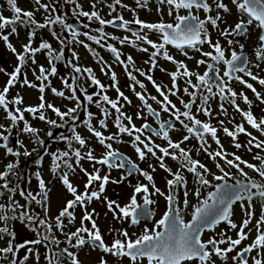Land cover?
Segmentation results:
<instances>
[{
	"label": "snow or ice",
	"instance_id": "obj_1",
	"mask_svg": "<svg viewBox=\"0 0 264 264\" xmlns=\"http://www.w3.org/2000/svg\"><path fill=\"white\" fill-rule=\"evenodd\" d=\"M6 2L13 15L5 17L3 14H0V40L16 55L18 63L11 73L6 72L5 69L0 67V72L8 76L5 86L0 91V109H3L6 114L5 118L10 121L7 127L4 124H0V141H2L0 148L5 150L6 155L13 157L21 155L28 157L36 151L35 149L32 151L27 150L21 141H17L16 143L19 144L20 148L24 149L22 153L10 146L12 128L17 126L20 121H23L21 131L25 134H31L35 137L34 143H38L41 147H44V141L39 138L38 130L25 120V112L54 127H63L71 121V136L62 135L60 137V140L67 144L68 150H57L48 153L45 147V154L51 157L50 171L54 175L58 174V179L67 193L72 196V199L67 200L64 207L55 216V225L53 226L51 223L52 218L49 216V189L41 173L39 171L34 173L39 189L34 194L32 191L22 188L19 183L13 185L9 177L16 176L19 179V176L15 172L18 162H9L4 170L0 171V181H2L0 183V197H6V202L0 203V242L6 241V246H0V259L6 261V264H26L30 256H35L37 261H39L40 253L36 246L40 245L45 248L44 259L47 264H65V258L67 264H81L78 253L70 250L68 246L59 248L61 240L55 234L59 232L65 236V243L71 249L83 250L88 246L92 251L99 250L102 255L99 258L98 264H109L108 256L115 258L118 264H123L125 258L129 260V264H141L144 259L147 260V264H190L193 261H198L199 264H215V261L212 260L213 255L221 260H227L228 254L236 251L243 241L248 240L253 230L249 228V225L252 223L255 215L253 209L254 198L264 200V182L257 183L244 171V168L251 169L264 180V155L260 154L264 152V140H260L257 136L248 132L243 122L235 124L233 119H229V123H233V129L230 130L224 126V120L219 121L224 134L233 141V147L236 149L243 147L249 153L252 152L253 148L259 150L253 157L254 160L259 162L258 164L245 161L241 156L227 152L217 136L218 128L213 126L210 121H201L197 118V114L202 113L204 116L211 118L213 111L209 102L218 97L221 101L219 104L220 114L228 116V109L225 107V103H227L243 117V121L247 125L258 131L261 135H264V117L257 119L251 111L252 101L249 97L244 91L237 93L232 87L233 82H238L243 87L251 90L255 99L260 104H264V95L257 91L253 83L248 82V79H250L264 86V78L253 71V68H255L264 72V68L261 66L264 64V0H230L231 5L240 14L234 26L229 25L225 16L222 15V13L229 14L232 11L229 5L225 3V0H158L159 6L157 7V12H162L160 6L167 5V14L170 17L174 16V23H165L162 20L158 23H149L139 19L138 16H134L132 20H127L122 14H117L111 19H105L95 10V3L91 5L92 11H84L77 0H64V3L75 6L73 9L74 16L86 17L90 22L95 20L102 26L95 30L98 33L97 35H92L88 32L82 33V35L96 45L106 48L107 51L113 54L114 61L124 68L126 76L132 82L129 88L141 102L136 118L144 122L139 127L135 125L133 118L122 110L124 105L120 103L121 100L128 105H131L132 101L120 90L117 74L113 70L112 65L104 61L89 44L78 39L81 33L72 24L67 23L64 16L56 14V4L59 3V0H53L51 4L42 3V0H34V4L37 6L36 11L42 9L47 13L42 23L35 20L34 11L21 9L17 5V0H6ZM135 2L139 8H147L149 5V0H135ZM117 6L135 12L128 5L122 4L121 0H113V3L107 5L110 9V15L112 12L117 11ZM181 10H185L187 14L181 15ZM200 11L205 14L203 19L199 15L194 14ZM214 11L215 15H212ZM245 16L247 17L246 20L243 18ZM221 24L225 25L222 29L220 28ZM17 25L30 27L28 43L22 45V52H17L13 44L9 42V37L18 32ZM54 25H59L62 32L67 31L70 39L62 37L52 30ZM131 25L138 27L133 28ZM208 25L218 30L219 35L226 39V43L230 49V57L226 56V49L221 45L219 40L216 42L212 41ZM103 26L119 27L121 30L130 32L131 37L134 39L127 35L123 38L110 36L104 31ZM249 26H254L259 30L258 46L254 51L256 63L250 62L248 55L245 54V45L243 43L229 38L235 36H243L245 39L250 38ZM85 27H88V25H85ZM6 28H10V32L3 34V30ZM45 28L49 29L52 36L61 44L59 52L53 49L47 41H41L38 47L32 46L36 30ZM148 32L159 34L160 42L150 39ZM109 39L118 40L120 45L129 44L136 47L138 46L137 42H141L150 46L153 51L149 54V59L145 61L146 64L150 65L148 70L136 68L135 61L131 55L127 56L126 60L122 59V53L118 48L111 43H106ZM73 42L82 44L90 52L101 65V72L104 75L108 76L110 74V79L113 82L110 87L114 88L117 92V99L113 100L107 95L106 86L95 76L92 68H82L78 64L73 63L79 57L75 51H72V60L68 61V64L74 74L61 77L62 85L70 94H66L65 91L54 87L51 88V92L57 97L75 101V106L67 108L66 111H61L52 103L46 104L44 93L49 84L45 82L49 81V77L57 75L58 69L55 62L64 59V49ZM205 44L208 45L209 51H202L201 46ZM168 45H172L180 50L186 57L188 53L185 51V48H191L199 52L202 57L207 59L197 60V67L206 65V70L203 74L190 71L183 61H176L169 54ZM235 45H238L239 52L236 50ZM44 50H47L45 55L50 67L45 68L43 65H40L38 74L35 69L33 70L36 80L39 81V84H34L27 79V75L23 72V69L29 61L32 64H36V54ZM139 50L148 53L149 47H139ZM158 58H163L165 61L172 62L176 66V71L167 73L172 80V86L167 91L150 74L157 67ZM188 58L191 59V57ZM209 60L211 62H208ZM221 63L225 66L222 75L218 67ZM161 70L166 71L165 69ZM134 71L140 76L145 77L153 85L160 99L156 95L147 93L146 85L137 79V76L133 74ZM22 75L23 79L21 80ZM193 77L195 78V82H193ZM245 77L248 79H245ZM85 79L90 81V86L95 87L98 91L89 94L87 87L83 84ZM178 79H184L186 86L183 88V93L189 97L187 101L179 97L181 89L177 84ZM17 83L21 87L27 86L38 89L41 94L38 106L19 107L23 103V97L19 94L11 99L8 98L10 89L15 87ZM137 86L143 91H136ZM78 91L86 103L82 104L80 96L77 95ZM170 96L179 98V103L183 110L173 103ZM94 97L98 99L94 100ZM237 99L247 105L248 110L242 109L239 103H237ZM149 100L159 105L160 110L157 111L149 103ZM93 103L100 110L98 124L101 129H107L108 127L107 120L112 115L109 107L115 111L117 114L114 120V126L117 129L116 133L104 135L102 131L97 130L92 125L91 121L94 118V114L88 111V106ZM194 106L196 110L195 114L193 113ZM45 107L55 113L63 123L57 124L55 120H48L43 112ZM81 109H83L87 116V119L83 123L88 132L106 150L99 159L91 149L86 153H82L80 150L85 148L87 143L77 132V121L80 118L76 114ZM162 112L167 113L170 119L161 121ZM147 117H152L156 124H158V128L148 123ZM124 121H127V123H124ZM176 123L181 126L186 134L182 135L179 141L174 142L170 137V131H179L176 128ZM240 134L248 137V140L243 145L237 142ZM48 135H52L51 131H49ZM123 135L131 138V146L141 162L145 161L150 154L157 161L158 167L172 177L171 179H165L167 193L156 186L154 177L151 174L156 171L157 165L148 164V169L151 172L141 169L137 163L123 156V154L113 148L112 142H123L120 139ZM209 136L217 145V150L215 151L209 150L210 145L207 139ZM153 137H159L166 141L167 146L157 144ZM193 138L197 141V150L203 151L210 160L215 161V167L221 175L211 173L204 163L192 157L189 149L182 147V144ZM73 142L77 143L79 148H73ZM229 156L232 158L229 159ZM73 157L75 158L74 163L72 162ZM166 158L179 164L175 172L165 163ZM43 159L44 156H38L35 161L37 167L42 164ZM85 159L93 162L94 171L89 172L82 166L81 161ZM221 161L223 165L236 169L246 182L238 181L235 185H229L227 178L230 177L231 173L225 170ZM96 164L106 166L110 170L126 169L127 175H122L119 180H110V173L101 176V169L95 168ZM77 168L86 177L83 192H79L78 188L71 182L70 177L76 173ZM182 170L191 173L194 177V182L199 185L194 192L197 198L201 196V188L210 186V181L207 178L208 175H211L216 181H223V183L215 185V191L208 192L206 198L199 200V203L193 206L191 220L188 222H185L183 218L178 199L179 190L182 189L183 206L184 208L188 207L189 192L187 191V180L182 174ZM134 174L143 177L148 183H136L133 186V192L128 203L121 206L117 201L110 200L106 196L104 197V202L108 211L112 213L113 219L118 222L128 221L131 225H137L141 222L142 218H150L154 213L150 211L149 206L156 203L151 197L156 195L164 198L167 210L155 222L151 230L145 227L143 233L137 236L135 240L130 238L129 232L126 229H109L110 233H116V237H114L110 245L106 244L94 219L96 215L95 209L88 211V205L94 200L99 201L101 199L107 184L110 182L114 184L121 183ZM17 194L25 200L24 204H20L15 198ZM141 194L142 204L138 203L137 199ZM241 201H247V206L241 204L245 218L239 225L236 238H232L226 232H221L218 234L219 238L213 236L207 241H203L201 239L202 234L205 231H215V228L221 223H226L230 230L238 228V225L233 222L231 217L233 215V206ZM33 203L41 207L42 214L36 212L31 207ZM77 207L83 212L80 226L76 227L75 231H65L67 226L74 224ZM12 221L24 226L27 231L35 234L36 238H25L18 241V233L10 223ZM85 222H88L91 227H88ZM160 229L163 230L161 231ZM245 229H248V232H245ZM255 232L256 235L252 242L236 251V255L232 257L233 264H249V256L254 251L256 255L251 256V264H264V205L261 206V215L256 220ZM225 244L227 247L222 248L221 245ZM52 245H55L59 251L50 252L49 250ZM21 250H24L22 256L20 255Z\"/></svg>",
	"mask_w": 264,
	"mask_h": 264
},
{
	"label": "flooded vegetation",
	"instance_id": "obj_2",
	"mask_svg": "<svg viewBox=\"0 0 264 264\" xmlns=\"http://www.w3.org/2000/svg\"><path fill=\"white\" fill-rule=\"evenodd\" d=\"M121 2L124 5H128L129 8L134 9L135 12L128 11V10H126V9L120 7V6H117V11L116 12H113L111 15H108L107 17H103V18L111 19L114 16H116L117 14H122L124 16V18L127 19V20H132L134 18V16H138L139 19H141V20H143L145 22H149V23H158V22H161V20L163 22H165V23H174L175 22L174 21V16L170 17L167 14V12H168V6L167 5L160 6L162 8V12H157V7L159 6L158 5V0H149V5H148L147 8H139V7H137L135 0H121ZM93 3L96 4L95 10L98 11L100 13V15L102 16V14H101L102 10L110 11V9L107 7V5L110 4V3H113V0H110V2H102V0H91V2L86 5L85 11H92L93 9H92L91 5ZM225 3H227L229 5V7L232 9V11L229 14H223L222 13V15L225 16V18L227 19L229 25H233L234 26V24L237 22V18H238V16L240 14L237 12L235 7L233 5H231L230 0H225ZM5 4H7L6 0H0V14H2V11L4 10V7H5L4 5ZM180 14L181 15H186L187 12L185 10H181ZM194 14L199 15L202 19L204 18V15H205L202 11L196 12ZM12 15L13 14H10L8 16L6 14L4 16L5 17H11ZM212 15H215V11L212 13ZM243 18L245 20L247 19L246 16L243 17ZM117 23H119V22H117ZM82 24H83V26H82V29H81V32H80L81 35L85 31V24L88 25L89 31H93L96 34H98V33L95 30L100 28V27H102L95 20L90 22L88 19H86V23L82 22ZM18 27H22V26L21 25H17V28ZM103 27H104V31L106 33H108L110 36L123 38L124 36L127 35L130 38L134 39L133 37H131V33L130 32L121 30L119 27H115V26H103ZM131 27L137 28L138 26L131 25ZM223 27H225V25L221 24L220 28L222 29ZM208 29H209L212 41L216 42L217 40H219L221 45L226 49V56L230 57V49L228 48V45L226 43V39L224 37H221L219 35V31L216 30V29H213L211 27V25H208ZM3 31H9L10 32V28H6ZM145 32H147V30H145ZM249 32H250V38H248V39H245L243 36H235V37H229V38L234 39V40H239L240 43H243L245 45V48H244L245 54L248 55L250 62L251 63H256L255 56H254V51H255V48L258 46L259 30L256 29L254 26H249ZM148 36L153 41L160 42L159 34L148 32ZM112 41L115 42L114 46L117 47L118 50L122 53V56H121L122 59L126 60L127 56L131 55L133 57L134 61H135V67L136 68H139V69H142V70H145V71L148 70L150 65L146 64L145 61H147L149 59V54L151 53V51H153L150 48V46L142 44L141 42H137L138 46L134 47V46H131L129 44L120 45L118 40H113L112 39ZM27 43H28V36H27L26 43L23 42L21 44V50L19 52H22V50H23L22 49V45L27 44ZM32 44H33V42H32ZM139 47H149V52L148 53L142 52V51L139 50ZM235 47H236V50L239 52L238 45H235ZM201 48H202V51H209L210 50L207 44L201 46ZM103 49H104L103 50L104 53H106V54L109 53L110 54V57L108 59L103 58V60L107 61L109 64H111L112 68H113V70L115 72L120 70L123 74H125L124 68L114 61L113 54L110 53L109 51H107L106 48H103ZM167 49H168L170 55L171 54L177 55V58L175 60L176 61H183L187 65V68L190 71L197 72L199 74H203V72L206 70V65H201V66L197 67L196 61L199 60V59H207V58L202 57L200 55V53L195 51L194 49L185 48V51H187V53H188L187 57L185 55H183L180 50L176 49L172 45H168ZM96 52L98 54H101L99 51H96ZM0 53H1V55H0V63H1V62L4 61V55L2 54L1 50H0ZM178 56H179V58H178ZM188 57H191V59H189ZM63 61H64V64H65L66 68L68 69V71H70L71 68H70V66L68 64V54L67 53H64ZM168 62L169 61H165L163 58H158L157 67L150 74L152 75L153 73H155L157 75V78H158L161 74L167 73L168 69L166 67V64ZM208 62H211V61L209 60ZM96 65L97 66L95 68L90 66V65H85V67H90L92 69H97L98 68L99 71H101V65L97 62V60H96ZM261 66H262V68H264V64H262ZM218 67L220 68V74L222 75L223 71L225 70V66L221 63L220 65H218ZM13 69L10 70L8 73H11L13 71ZM161 69H165L166 71H162ZM253 71L257 75H260L262 78H264V72L259 71V70L255 69V68H253ZM133 74L137 75L138 73L134 71ZM125 76H126V74H125ZM126 78L129 81L127 76H126ZM98 79L100 80V78H98ZM192 79H193V82H195V78L193 77ZM245 79H248V78L245 77ZM7 80H8V76L5 79L4 84L0 85V91H2V89L5 86ZM139 80H141L146 85V88L148 87V85H152L149 81H147V79H145V77L140 76ZM248 82L249 83H253L254 87L257 88V91L261 92V94L264 95V86H261L257 82L251 81L250 79H248ZM112 83L113 82L111 81L110 77H108L107 86L110 89L112 88V87H110V85ZM118 83H120L119 80H118ZM131 83L132 82L129 81V85ZM102 84H104V83L102 82ZM159 84L162 86V88L167 85L166 82H164V81H163V84H162V80L160 81ZM177 84H178V87L181 89V91L179 93V97H182L185 101H187L189 99V97L184 95V93H183V88L186 86L185 82H184V79H178L177 80ZM129 85H128V89L130 90ZM51 87L52 88L53 87L56 88L55 86H51ZM232 87L234 88L235 91H237V93H239L240 91H244L245 94L249 97V99L252 101L251 111L253 112L254 116L257 119H259L261 117H264V104H260L255 99V96L251 92V90H248L247 88L243 87L238 82H233ZM56 89L63 90V91L66 92V88H64V86H63V88H56ZM13 90H17V88L13 87ZM10 91H11V89H10ZM10 91H9V93H10ZM136 91H143V90L140 89L139 86H137L136 87ZM214 91H215V89H214ZM130 92H131V97H129V96L128 97H129L130 100H132V106L134 108L139 109V106H140L141 102L136 98L135 94L131 90H130ZM66 94H70V93L66 92ZM77 95L80 96L82 104L86 103L85 101H83V96L81 95V93L79 91L77 92ZM13 97H14L13 95L10 96L8 94V98L9 99H11ZM59 98H61V97H59ZM61 99L63 100V104L57 105V106L54 105L55 107L59 108L61 111H66L67 108L74 107V104L76 103L75 101H72V100H69V99H64V98H61ZM158 99H160L159 96H158ZM113 100H115V99H113ZM237 101H239L241 103L240 107L242 109L248 110V106L245 105L241 100L237 99ZM71 102H73V104H71ZM198 102H199V100H198ZM149 103H151L153 105V107L157 111L160 110V106L157 105L155 102L149 100ZM173 103H175L177 105V107H180L181 110H183L182 106L179 103V98L178 97H176V102H173ZM209 103H210L211 109L213 111V116L211 118L222 117L224 119V121H225V126L228 127L230 130L233 129V123H229V119H233L235 124H239V123L243 122L244 126H245V128H246V130L248 132L252 133V135H254V136H257L258 139L264 140V135H261L258 131H256L255 129H252L249 125H247V123L243 121V117L239 113H237L229 104L225 103V107L228 109V116H224V115L220 114L219 104L221 103V101L219 100L218 97L210 100ZM121 104H123L124 106L126 105V103L124 101L121 102ZM36 105H38V104L37 103L25 104V105L21 104L19 107H21V108L28 107V106H33L34 107ZM61 106H63L64 108H61ZM81 111H82V114L81 113L77 114L79 116V118H80L79 121H77V124L80 127H84L85 125H84L83 121L86 120L87 117L85 116V114H84L85 112L83 111V109H81ZM195 112H196V110H195V106H194L193 107V113L195 114ZM111 113H112V115L108 118L107 121L112 120L114 122L115 116L117 114L115 113V111H111ZM125 113L128 116H131V117L134 116L133 114H130L128 112H125ZM235 114L239 115V116L235 117ZM24 115H25V120H27V122L32 127H35L38 130V136H39L40 139H42L44 141V147H41L38 143H34L35 137H33L31 134L23 133L21 131V129L23 128V121L18 122L17 126L12 128V135L10 137V146H12L14 150H18V151H20L22 153L24 151V149L20 148L19 144L16 143L17 141H21L27 150L32 151L33 149H35L36 151H34L33 154L31 156H28V157H25L23 155H21L19 157H13L11 155H6L5 150L0 148V171H3L5 166L9 162H18V167L15 169V172L19 176V179H17L16 176H11V177H9V179L12 181L13 185L16 184V183H19L22 188H26L28 191H32L34 194L39 191L38 185H37V181H36L35 176H34V173L36 171H39L41 173V175H42L43 179L45 180V182L47 184V187L49 189V197H50V211H49V214H51L52 221H53L52 224L54 226L55 225L54 218H55L56 215H58L59 211L64 207V205H65L67 200L63 199L62 204L59 207H56V200L54 199L55 195L58 194V193L59 194L63 193L62 194V196H63L64 192L62 191V184H61L60 180L58 179V174L54 175L50 171L51 157H50V155H47V157H45L46 156L45 147L47 148L48 153L55 152L57 150H61V151L68 150L67 144L65 142H63L62 140H60V137L62 135L70 137L71 121H69L68 124H66L65 126L62 127L63 131L57 133L54 137H49L48 130L51 127H54V126L50 125L49 123H47L45 121H41L38 118H34L33 115L30 114V113L25 112ZM145 115H146V113H145ZM37 116H38V114H37ZM5 117H6L5 112L3 111V109H0V124H4L7 127L10 124V121L8 122ZM135 117H136V114H135ZM99 118H100V110H99ZM197 118L200 119L201 121H210V123L212 124V122L210 120L211 118L204 116L202 113L197 114ZM236 118H238V119H236ZM47 119L48 120H55L57 124H62L63 123L59 119V117H57L55 115V113L53 114L52 118H47ZM169 119H170V117H169V115L167 113H163V112L161 113V121H167ZM36 121H38V123H35ZM139 121H140V124L137 127L141 126V124L144 122L141 119H139ZM147 122L152 124L153 127H157L158 128V124H156L155 120L152 117H147ZM177 125L179 126V130L182 131L183 133H185L184 130L181 128V126L178 123H176V126ZM171 132L172 131H170V133ZM5 134H7V133H5ZM157 138H159V137H157ZM238 138H239L240 143L242 145L245 144L246 141L248 140V137L245 136L244 134H240L238 136ZM207 139H208V144H209L210 141H211V137L209 136V137H207ZM188 142L189 143L186 145L185 148L189 149L191 153L196 152V150H197V147H196L197 141H196V139L193 138L192 141H188ZM0 143H2V141H0ZM55 143H58L60 145H57L56 147H51L50 146L51 144H55ZM73 148H79V145L77 143L73 142ZM113 148L118 150L121 153H124L123 156H125L127 158H130L133 162L137 163L141 169H144L145 165L148 163V160H147L148 158L145 161L141 162L138 159V157H137L135 152L130 154L129 152L123 150L122 148H119V147H113ZM80 150L83 153V149H80ZM105 151L106 150L101 146L98 159L101 158V156L104 154ZM258 151L259 150L253 148L252 152L249 153L243 147L241 149H236L235 148L234 150H228L229 153H235L236 155L241 156L242 159H244L245 161H248V162H251V163H254V164H258L259 163L258 161L254 160V158H253L254 155ZM260 154L264 155V152H262ZM40 155L44 156V159L42 161V164L39 167H37V165L35 164V161L37 160L38 156H40ZM73 158H72V162H73ZM228 158L231 159L232 157L229 156ZM209 161L211 163V173H215L216 175H221L220 172L216 173L214 170H212V169L215 168V161H212L210 159H209ZM221 164H222V166L225 167L226 171H229L231 173L230 177L227 178V182H229L231 184H236L238 181L246 182V181H244V177L240 176L239 173L236 171V169L229 168L227 165H223L222 161H221ZM99 168L101 169V172H100L101 176L110 173V180H115L113 178V173L115 171H117V172L120 171L121 175H125V176L127 175L126 169H111L110 170L106 166H103V165H99ZM244 171L247 172L249 177L251 179L255 180L257 183L264 182V180H262V178L259 177V175L257 173H255V172H253L251 169L244 168ZM136 176H138V174H134V175L129 176V177L135 178ZM156 176H159V174H157ZM210 179H211L210 186L205 187V190H204L206 195H205V197L200 198V200L206 198L208 192L212 191L215 188V185H217L220 182H223V181L214 180L212 178V176H210ZM0 183H2V181H0ZM57 184L61 187L60 189H57ZM196 185H197V187H199L198 184H196ZM118 187H119V183L114 184V183L110 182L109 184H107L106 185V190H105V192L102 195L100 200L104 201V197L105 196L108 199H110V200H115L117 198V193H118L117 192V188ZM157 187H159V186H157ZM97 188H98V184H97ZM159 188L161 189V187H159ZM162 191H164V190H162ZM165 193H167V190L165 191ZM15 198L20 202V204H24L25 203V200L22 197H20L18 194L16 195ZM151 198L156 201L155 204L149 206L150 211H152L154 213V215H152L148 219H143L142 218L141 222L139 223V224H143L145 227H147L150 230L154 227L155 222L157 220H159L163 216L164 212L167 210V204H166V201L163 198L164 210L159 214L158 211H157L158 204H159V196L156 195V196H153ZM137 199H138V203H141V204L143 203L142 194L140 196H138ZM5 202H6V197H0V203H5ZM198 203H199V200L195 204L190 206V208L187 211V216H184V211L187 210V209L184 208V206L181 205L180 202H179V206L181 208V212H182V215H183V218H184L185 222H188V221L191 220V214L193 212V206L197 205ZM241 204H244L245 206H247V201L237 202L233 206V215H232L231 219L235 223L238 222L237 221L238 218H245V214H244V212L241 209ZM256 204H258V206L260 207V210H257V207H255ZM262 205H264V200H261L259 198H254V200H253V209H254V213H255L254 217H260V215H261V206ZM31 207L34 208L36 212L42 214V210H41L40 206H38L35 203H33ZM10 223L15 228V230L17 231L18 237H19V241H21V240H23L25 238H28V239H35L36 238L35 234L27 231L24 228V226L20 225L18 222L12 221ZM160 230L162 231L163 229H160ZM233 231L234 230H230L229 229V227H228V225L226 223H221L220 225H218L215 228V231H205L202 234L201 239L203 241H207L209 238H211L213 236H217V238H219L218 234L221 233V232H226L227 235H230V236H232V238L235 239L236 236H233ZM110 235H111L110 239L108 240L109 242L107 241V239L105 237H103L105 243L109 244V245L113 241L114 237H116V233H111ZM255 235H256V232L255 233L254 232L251 233L250 234L251 238L249 240L243 241L241 243V245H239L237 247L236 251H239L240 249H242L246 245L250 244L252 242V240L255 238ZM135 239L136 238H134L133 240H135ZM65 246H68L70 248V250H73L65 242H61V244L59 245V248H63ZM36 247L38 248L39 253H40L39 261H37L35 256H30L29 260L26 262V264H47L46 260L44 259L45 255L41 254V249L45 250V248L43 246H40V245H38ZM86 247H88V246H86ZM221 247L225 248V247H227V245L226 244L225 245H221ZM88 248L91 249L90 247H88ZM49 251L50 252L59 251V249L55 245H52ZM95 252H98L100 255H102V253L99 250H96ZM23 254H24V250L21 251L20 255L22 256ZM255 255H256L255 251L250 254V256H249V264H251V256H255ZM216 259L221 260L220 258H218L215 255H213L212 256V260L215 261V264H219V262H217ZM222 261H226V260H222ZM0 264H6V261H4L3 259H0ZM65 264H67L66 258H65ZM109 264H118V262H117V260L115 258H113L109 262ZM123 264H129V260L127 258H125L123 260ZM141 264H147V260L144 259L141 262ZM190 264H199V262L198 261H193V262H190Z\"/></svg>",
	"mask_w": 264,
	"mask_h": 264
},
{
	"label": "rangeland",
	"instance_id": "obj_3",
	"mask_svg": "<svg viewBox=\"0 0 264 264\" xmlns=\"http://www.w3.org/2000/svg\"><path fill=\"white\" fill-rule=\"evenodd\" d=\"M77 2L82 6V10L85 11L86 5L88 3H90L91 0H77ZM102 2H110V0H102ZM42 3L51 4V3H53V0H42ZM17 5L23 10L34 11V13H35L34 18L38 22L42 23L44 21L45 16L47 15V13H45L42 9L40 11H36L37 6L34 4V0H17ZM4 6L5 7H4V10L2 11V14H4V15L7 14L8 16L10 14H13L7 4H5ZM74 7L75 6L72 4L64 3V0H59V3L56 4V8H57L56 14L64 16L65 19L67 20V18L70 15H73ZM109 13H110V11H107V10L101 11L102 17H107L108 15H110ZM74 17L76 19L80 20L81 22L86 23V19H87L86 17H77V16H74ZM17 29H18L17 34L11 35L9 37V42L12 43L13 46L16 48L17 52H19L21 50V44L23 42L26 43L28 32L30 31V27L29 26H22V27H18ZM52 30L56 31L58 35H60L62 37H68L70 39L69 33L67 31L62 32L59 25H54ZM8 32L9 31H3V34H8ZM85 32H88L92 35H97L93 31H89V27L88 28L85 27L84 33ZM78 39L84 41V43H86V44H89L91 46V48L94 49L95 51H99L101 53V54H99L100 57L106 58V59H108L110 57L109 53L106 54L103 52L104 49L102 47L96 45L92 41L87 40V38L84 35H80L78 37ZM41 41H47L48 43H50L52 48L55 49L57 52H59V50L61 48V44L52 36L51 31L47 28L36 30V35L32 40V42H33L32 46L38 47L39 44L41 43ZM106 43H111L113 45L115 44V42H113L112 39L107 40ZM0 50L2 51V54L4 55V61L0 63V67L5 69L6 72H9L10 70H12L15 67V65L18 62L16 59V55H14L6 47L5 43L2 40H0ZM46 51L47 50H44V51L36 54V56H35L36 64H32L31 61H29L28 64L23 69V72L26 73V75H27V79L34 84H39V81L36 80L35 75L33 74V70L35 69L36 73L38 74L40 65H43L45 68L50 67L48 64V61H47V57L45 55ZM72 51H75L79 57V59L76 61H73V63L78 64L82 68H84L85 65H90L94 68L97 66L96 60L94 59V57L90 54V52L87 49H85L83 47L82 44L73 42L70 46H68L64 49V53L68 54V61L72 60V55H71ZM0 55H1V53H0ZM171 55L174 57V59L177 58V55H173V54H171ZM178 58H179V56H178ZM55 63H56V67L58 69V73L56 76L49 77L50 80L45 82L46 84H49V87H47L45 90L44 98H45L46 104L52 103L53 105L57 106V105L63 104V100L51 93V88H52L51 86H55L56 88H63V85L61 83V77H67L69 75H73V73L71 70L68 71L63 60L62 61H56ZM166 67L168 69L167 73L176 71V66L173 65L172 62H168L166 64ZM93 72H94L95 76L97 78H100V81H102L105 84L106 89H107V95L112 99H117V92L115 91V89L114 88L110 89L107 86V79H108V77H110V74L108 76H106L101 71H99L98 68L93 69ZM167 73L161 74L158 78H157V75L155 73L152 74L153 79L158 84L160 83L161 80H162V84H163V81L166 82L167 85L163 87L165 91H167V89L171 88V86H172V80ZM116 74H117V80L120 81V83H118L120 90L122 92H124L125 95L131 97V92L128 89V85H129L130 80L128 81L125 74H123L120 70L116 71ZM136 76L138 79L140 78L139 74H137ZM6 78H7V75H5L3 72H0V85L4 84ZM22 79H23V75L21 76V80ZM83 84L85 87H87L89 94H92L93 92L98 91V89H96L95 87L90 86V81H87V79H85L83 81ZM15 87L17 88V90H13V88H11V91L9 93L10 96L13 95L15 97L17 94H19L20 96L23 97V103L22 104L25 105V104L37 103L39 105V103H40L39 97L41 94L38 91V89L29 88L27 86L21 87V85L19 83H17L15 85ZM147 88H148L147 92L149 94L156 95L158 97V93H156L153 85H148ZM66 92H68L67 89H66ZM96 99H97V97H94V100H96ZM170 99L173 102H176V96H170ZM121 102H123V100H121L120 103ZM237 103H239V105L241 106V103L239 101H237ZM71 104H73V102H71ZM38 105H36V106H38ZM74 106H75V104H74ZM106 107H109V106H106ZM61 108H64V107L61 106ZM109 110L114 111V110H111L110 107H109ZM123 110L125 112H128V113L134 115L132 118H133V122L135 123L136 126H138L140 124L139 119H137L135 117V114H137L138 109L134 108L132 106V103H131V105L126 104L123 107ZM88 111H90L94 114V118L92 119L91 123L94 127L97 128V130L102 131L104 135H110V134L117 132V129L114 126V122L112 120L107 121V125H108L107 129L99 128V124H98L99 109L95 106L94 103L92 105L88 106ZM43 112H44V115L46 116V118H52L53 117L54 113L50 109H48L47 107H45V109H43ZM78 113L82 114V111L80 110V111H78ZM84 114L86 116V113H84ZM238 116L239 115L235 114V117H238ZM236 119H238V118H236ZM210 120H211L212 124L218 128L217 136L220 139L224 149H226L227 152H228V150H234L235 147H233V141L231 140L230 137H228L224 134L223 128L219 124V121L224 120V119L222 117H217V118H211ZM35 123H38V121H36ZM124 123H127V121H124ZM176 128L179 129V126L177 125ZM77 132L87 142L85 148H83V153H86L89 149H91V150H93L94 155L98 158L101 146L98 144L95 137L92 136L91 133L88 132L86 126L80 127L78 125ZM184 134H186V133H183L180 130L179 131H172L170 133V137L174 142H176V141H179L182 138V135H184ZM70 136H71V133H70ZM120 139L123 142H121V143L112 142L113 147L122 148L123 150L129 152L130 154L135 152V150L131 146V142H130L131 138L130 137H128L127 135H123ZM153 139L155 140V142L157 144H160L161 146H167V142L162 140L161 138L153 137ZM189 141H192V139ZM237 141L240 143L239 138L237 139ZM188 143H189L188 141L185 142L184 144H182V147H186V145ZM57 145H60V144L55 143V144H51L50 146L56 147ZM209 145H210V148H209L210 151L217 150V145L215 144L214 141H212V139H211ZM196 147L198 149V144L196 145ZM158 155H159V153H158ZM191 155L194 159H197V160L201 161L202 163H204L210 169V172H211V163L209 161V157L203 151L196 150V152L191 153ZM45 157H47V155ZM74 160H75V158H73V162H74ZM147 160H148V163L145 165L144 169L151 172V170L148 169V164L152 163L153 165H157V161L154 158H152L151 155L148 156ZM165 163L173 170V172H175L177 170V168L179 167V164L177 162L172 161L169 158H166ZM81 164L89 172L94 171L93 162H89L85 159V160L81 161ZM95 168H99V164H96ZM212 170H214L216 173L219 172V170L216 167ZM151 174L154 177V181H155L156 186H159V187H161L162 190L166 191L167 189H166L165 179L166 178L171 179L172 177L169 176L162 169H160L158 167V165L156 167V171L151 173ZM157 174H159V176H156ZM182 174L185 176V178L187 180V191L189 192V196H188L189 204H188V207L186 208L187 210L184 211V216H187V211L190 208V206L195 204L198 200H200V198L205 197L206 194L204 191L205 188H201V196L199 198H197L194 195V192H195V189L197 188V185L194 182L193 175L191 173L184 171V170H182ZM121 176L122 175H121L120 171L119 172L115 171L113 173V178L115 180H119ZM210 176L211 175H208L207 178L211 182ZM70 178H71V182L74 184V186H76L78 188V191L83 192L84 191V184L86 182V177H84L82 172H79V168H77L76 173L72 174ZM138 182L148 183L146 180L143 179V177H140L139 175L136 176L135 178L129 177L128 179L119 183V187L117 188V192H118L117 198L115 200L121 206H124L126 203H128V201L132 195V192H133V185H135ZM60 188L61 187L57 184V189H60ZM93 190H96V189H93ZM62 191L64 192L63 196H62L63 193H61V194L58 193L54 197V199L56 200V207H59L62 204L63 199L64 200L72 199V196L69 193H67V191L63 188V186H62ZM178 199H179L180 204L183 205V190L182 189L179 190ZM255 207H257V210H260V207L258 206V204H256ZM92 209H95L96 215L94 216V219L96 220V223H97V225L101 231L102 236L105 237L107 239V241L110 239V236H111L109 229H112V228H114V229H126L129 232V236L131 239L137 238V236L141 235L143 233V230L145 229V226L143 224L131 225L128 221L118 222L117 220H114L112 213L108 211L106 203L102 200H99V201L94 200L91 204H89L88 205V211H92ZM163 210H164L163 197L159 196V204H158L157 211L160 214ZM82 214H83L82 210L79 207H77L75 210L76 220H75L73 225L67 226L65 228V231H75L76 227L80 226V219L82 217ZM49 216L51 217V214H49ZM258 218L259 217H254L252 220V223L249 225V228L253 229L251 231V233H253V232L255 233V223H256V220ZM243 219L244 218H238L237 219L238 222L236 224L238 225V228H237V230L233 231V236H236L237 231L239 230V225L242 223ZM51 223H53L52 219H51ZM65 223H67V222L65 221ZM85 224L88 227H91V225L88 222H85ZM245 232H248V229H245ZM55 234L61 240V242H65L66 238L64 235H62L59 232H56ZM250 238L251 237L249 235L248 240ZM17 240L19 241V237H17ZM0 246H6V241L0 242ZM73 251L78 253V258L81 261V264H98L99 258L101 256L98 252L92 251L88 247H85L83 250L73 249ZM41 254L45 255V250L41 249ZM235 255H236V252L234 251V252L228 254V258L226 261H222L219 259H216V261L219 262V264H233L232 257ZM107 259L110 262L113 259V257L108 256Z\"/></svg>",
	"mask_w": 264,
	"mask_h": 264
},
{
	"label": "water",
	"instance_id": "obj_4",
	"mask_svg": "<svg viewBox=\"0 0 264 264\" xmlns=\"http://www.w3.org/2000/svg\"><path fill=\"white\" fill-rule=\"evenodd\" d=\"M67 23L69 24H72L73 27L80 33L81 32V29H82V22L78 19H76L73 15H70L67 20H66ZM49 131H51L52 135L49 136V137H54L57 133L63 131V128L62 127H51L49 130H48V133ZM121 153V152H120ZM121 154H124V153H121ZM127 171V170H126ZM220 183H223V182H220ZM229 185H235V184H231L229 182H227ZM212 191H215V188L212 190Z\"/></svg>",
	"mask_w": 264,
	"mask_h": 264
}]
</instances>
